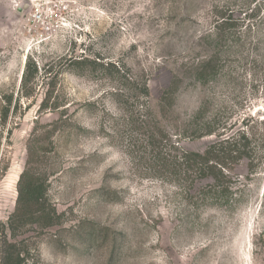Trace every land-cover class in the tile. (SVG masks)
<instances>
[{
    "label": "rangeland",
    "instance_id": "rangeland-1",
    "mask_svg": "<svg viewBox=\"0 0 264 264\" xmlns=\"http://www.w3.org/2000/svg\"><path fill=\"white\" fill-rule=\"evenodd\" d=\"M207 57L201 83L188 63ZM207 152L226 166L218 182L182 164ZM24 171L60 222L12 237ZM9 252L264 264V0H0V261Z\"/></svg>",
    "mask_w": 264,
    "mask_h": 264
},
{
    "label": "trees",
    "instance_id": "trees-1",
    "mask_svg": "<svg viewBox=\"0 0 264 264\" xmlns=\"http://www.w3.org/2000/svg\"><path fill=\"white\" fill-rule=\"evenodd\" d=\"M97 61L89 62L91 65H97L101 67L104 71H109L110 69L116 70L119 74L123 69L121 66L104 63L99 58ZM86 60L77 64H84ZM188 69H190L196 76L199 82L205 83L212 74L213 68V59L212 57H207L206 59L193 61L188 63ZM187 64H185V67ZM81 68L78 67L77 69ZM132 90V89H130ZM146 93V90L144 91ZM117 93V92H116ZM212 122L211 119H209ZM209 124V123H208ZM211 130L205 132V135H210ZM229 144L228 141H226ZM231 144V143H230ZM224 151H227V154L237 152V149H230L227 147ZM223 149H217V153H224ZM212 153L207 152L205 154H184L183 155V165L189 166L191 170L197 172L200 177H209L213 178L214 181L218 182L222 178L221 169L226 170V166L222 160L217 155H211ZM219 167V174L213 173V170ZM188 168V167H187ZM209 173V175H208ZM28 175V171H24L18 181V190L17 198L15 201V207L13 212L10 214L6 230L8 234L12 237L20 236L24 234L28 227L37 226L40 230L54 227L59 224L60 214L57 213L54 206H52L47 197L44 184L39 182L35 176H30V179L25 186H22L24 183L25 177ZM11 252L8 253L6 257H3L0 261V264H19L18 260H15L19 257L16 255V258H11ZM18 261L19 263H17Z\"/></svg>",
    "mask_w": 264,
    "mask_h": 264
}]
</instances>
